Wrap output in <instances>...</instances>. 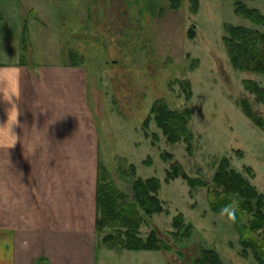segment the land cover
Wrapping results in <instances>:
<instances>
[{
    "label": "rangeland",
    "instance_id": "rangeland-1",
    "mask_svg": "<svg viewBox=\"0 0 264 264\" xmlns=\"http://www.w3.org/2000/svg\"><path fill=\"white\" fill-rule=\"evenodd\" d=\"M40 1L36 14L48 26L28 21L27 47L14 34L0 44V59L62 64L69 55L80 62L98 134V174L128 194L135 179L155 176L161 183L162 210H139V236L155 230L170 249L107 252L100 239V264H196L202 249L214 250L223 264H257L250 250L242 254L227 216L210 209L209 195L230 203L236 197L214 180L224 158L226 170L240 172L264 194V131L239 105L248 100L264 120V105L242 83L252 79L264 86V74L235 69L222 39L226 24L260 31L264 25L237 15L235 0H197V6L195 0ZM243 1L264 14V0ZM28 4L22 0L20 10ZM157 101L189 111L190 142H168L151 113ZM174 170L197 185L182 177L165 181ZM241 208L250 233L264 240V226L253 228L252 211ZM175 218L180 227L172 225Z\"/></svg>",
    "mask_w": 264,
    "mask_h": 264
},
{
    "label": "crops",
    "instance_id": "crops-1",
    "mask_svg": "<svg viewBox=\"0 0 264 264\" xmlns=\"http://www.w3.org/2000/svg\"><path fill=\"white\" fill-rule=\"evenodd\" d=\"M28 1L23 12L22 0H0V44L14 34L24 44L31 19L48 26L36 14L41 1ZM68 58L62 64L0 59V81L7 78L17 90L21 114L14 131L24 140L8 148L10 138L0 135V264H100L102 248L112 251L101 248L96 230L99 143L87 69ZM35 105L47 110L34 112ZM6 119L0 103V122ZM36 127L42 135L48 127L49 140L32 153Z\"/></svg>",
    "mask_w": 264,
    "mask_h": 264
},
{
    "label": "trees",
    "instance_id": "trees-1",
    "mask_svg": "<svg viewBox=\"0 0 264 264\" xmlns=\"http://www.w3.org/2000/svg\"><path fill=\"white\" fill-rule=\"evenodd\" d=\"M196 2L197 0L194 4L197 6ZM234 11L253 24L264 25V14L257 8L247 6L243 0H235ZM23 29V42L26 48L29 42L27 23L24 24ZM225 30L226 34L222 39L227 48L231 65L240 71L264 74V31L233 24H226ZM242 83L244 88L254 96L256 102L264 105V86L252 79H244ZM239 105L243 113L264 131V120L251 108L249 101L240 100ZM151 113L155 114L154 119L163 134L167 136L168 142H177L182 137L190 142L192 133L188 128L189 111L187 109L181 112L173 111L164 103L157 101L152 105ZM226 167L227 159L224 158L214 176L216 184L223 186L229 194L236 195L233 200L238 201L237 210L239 209L243 213L241 205H245V208L252 211L251 215L256 220L253 228H262L264 226V194L259 192L243 174L226 170ZM102 173L100 171L98 174L96 188V230L100 233L103 229L110 228L112 232L103 235L101 242L113 250H169V246L157 236L155 230H151L146 238L139 236V228L143 222L139 210L146 214L157 213L162 210V202L158 198V190L161 184L159 178L152 176L145 179H135L131 183V194H128L125 191L116 190L107 183L102 177ZM177 177L186 179L191 187L197 185V182L188 179L185 173L176 172V170L174 173L168 172L165 181ZM229 203L228 197L213 198L209 195V206L215 213L227 216L222 212V209ZM240 212H236L235 220L229 216L227 218L238 234L242 254L246 255L247 250H250L257 264H264V240L250 233ZM177 221L176 218L174 221L172 220V225L180 227ZM196 264H223V262L214 250L202 249Z\"/></svg>",
    "mask_w": 264,
    "mask_h": 264
},
{
    "label": "clouds",
    "instance_id": "clouds-1",
    "mask_svg": "<svg viewBox=\"0 0 264 264\" xmlns=\"http://www.w3.org/2000/svg\"><path fill=\"white\" fill-rule=\"evenodd\" d=\"M0 103L5 104V112L7 114L6 121L0 122V135L6 133L7 137L10 138L11 142L7 147L13 146L18 139H20L24 146L23 137H19L14 131V126L19 125L20 121L18 117L21 114L20 106L17 102V90L9 83L7 78H4L0 81ZM39 110L41 112L47 110H41L39 105H35L33 111ZM54 120L51 118L47 121L48 124L52 123ZM43 128V127H42ZM36 127V134L32 135L29 140V150L32 153H36L38 150H41L45 147L46 142L49 140L47 130L44 134H41V129ZM8 162L11 164V161L8 157ZM238 208V201L233 200L231 203L225 205L222 209V212L227 214L231 219H236V212Z\"/></svg>",
    "mask_w": 264,
    "mask_h": 264
}]
</instances>
